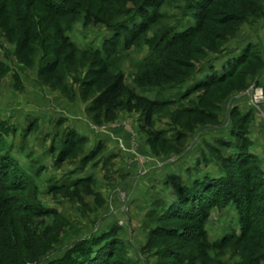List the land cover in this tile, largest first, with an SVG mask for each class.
<instances>
[{
  "label": "rangeland",
  "instance_id": "1",
  "mask_svg": "<svg viewBox=\"0 0 264 264\" xmlns=\"http://www.w3.org/2000/svg\"><path fill=\"white\" fill-rule=\"evenodd\" d=\"M54 1L0 0V264H68L106 235L109 264L264 257V0ZM137 93L168 101L148 121ZM207 177L225 184L203 225L168 215Z\"/></svg>",
  "mask_w": 264,
  "mask_h": 264
},
{
  "label": "trees",
  "instance_id": "2",
  "mask_svg": "<svg viewBox=\"0 0 264 264\" xmlns=\"http://www.w3.org/2000/svg\"><path fill=\"white\" fill-rule=\"evenodd\" d=\"M42 2L46 3L47 5L52 7L56 13L68 12V11H66V9L63 10L62 7L60 5H58L54 0H42ZM89 14H90V12H88V15ZM88 22L89 21H86V24ZM197 26L198 25H195L194 27L192 26V28L191 27L189 29L187 28L184 31L176 32L170 38H167L164 42H161V40H158L159 43L156 44V45H158V49H161L165 46H170L175 40H179V39L183 40L184 38H186L185 36H187L191 31L196 29ZM121 28L130 31V29H128L126 27H121ZM119 41H120V35L115 36L114 39H112V41L110 40L108 42H105L103 46H104V48H106V47L111 48L114 45L118 46ZM156 45H154V46H156ZM69 46L72 47V44L69 43ZM109 50L110 49H107L108 54H110ZM102 51L103 50H99L97 52V54L101 57V60L104 64H107V65L110 64V59H108V54H106V53L102 54ZM154 60H157V59L146 60L144 62V64L142 65V67L148 68V67L154 65ZM241 60L242 59H240L239 61H241ZM222 79H224V77H222L221 74L215 72L214 74L210 75L209 77H205L202 81L198 82L197 84L193 85L192 87L187 88L186 92L183 94V97H185L186 95L191 93L193 90H197L198 88L204 87V85H207V84L211 83L212 81L215 82L218 80L220 81ZM122 88H124L122 85H120L119 88L117 86L116 91L118 93L117 94L115 93V97H112L111 99H107V100H109V105L105 111H107L109 113L110 108L113 109L112 115L107 117L108 121H111V120L115 119V117H116L115 112H116V109L119 108V106L117 104V100L119 99V95L121 94ZM135 99L138 100L140 102V105L143 107V112L146 115V118L148 121L150 120V118L153 114V111L157 107V105L163 104V103L168 101L166 99H163V100L150 99V98H148L144 95H140L138 93L135 96ZM247 156L249 157L250 154L247 153L246 155H243L244 158H247ZM4 160H6V161H4L5 165L7 164L10 167L15 166L16 161H14L15 159H12L10 156L7 155V158H4ZM223 184H225V182H223L222 179L208 178L207 177L204 179L195 180V182L192 185L183 186L180 189L178 199L171 204V206H170L171 211L168 213V215H171L172 217H179V216L181 217V216H184L186 213L192 217L190 219L196 220L198 222V224L203 225L206 221V217H207V214L210 211V209L213 206L218 204V200L220 199V197L217 196L216 192H218V188L223 187ZM212 190H215L214 194L211 193ZM193 211L194 212L196 211L197 215H199L196 217V219H194L193 218L194 216L191 215L193 213ZM245 232H246V227L244 226L242 235H244ZM200 235L202 237L205 236L206 235L205 231L202 230ZM107 239H109V237H107V235H106L100 239L88 240V241H83V242L79 243L77 246V249H76V254H78V255H75L74 251H72L68 264H109L108 255L105 253H104V255L101 254L104 248L101 249V248H99L100 246L97 245L98 243L100 244L104 241L106 242ZM110 242L112 243V241H110ZM110 242L105 243V245H107V244L109 245ZM68 256H69V253H68ZM111 258L112 257H110L109 259H111ZM262 259H264V257H259L257 260H255V262L253 261L252 264H260Z\"/></svg>",
  "mask_w": 264,
  "mask_h": 264
},
{
  "label": "crops",
  "instance_id": "3",
  "mask_svg": "<svg viewBox=\"0 0 264 264\" xmlns=\"http://www.w3.org/2000/svg\"><path fill=\"white\" fill-rule=\"evenodd\" d=\"M192 79H194V78H192ZM188 87H190V85H189ZM76 126H77V128H78L79 126L81 127L82 125H76ZM86 129H87V128L82 129V130H86ZM86 132H87L88 134H90L91 137H93L94 134L91 133V132L88 131V130H86L83 134H86V136H87V133H86ZM117 135H118V134H117ZM118 136H119V135H118ZM129 170H130V169H126V170H125V173H126V172H131V171H129Z\"/></svg>",
  "mask_w": 264,
  "mask_h": 264
}]
</instances>
